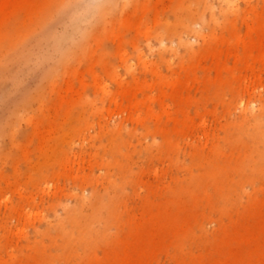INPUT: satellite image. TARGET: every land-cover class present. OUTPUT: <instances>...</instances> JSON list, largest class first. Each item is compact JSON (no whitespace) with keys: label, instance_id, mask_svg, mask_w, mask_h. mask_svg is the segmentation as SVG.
Returning a JSON list of instances; mask_svg holds the SVG:
<instances>
[{"label":"rangeland","instance_id":"rangeland-1","mask_svg":"<svg viewBox=\"0 0 264 264\" xmlns=\"http://www.w3.org/2000/svg\"><path fill=\"white\" fill-rule=\"evenodd\" d=\"M94 2L0 0V264H264V0Z\"/></svg>","mask_w":264,"mask_h":264},{"label":"bare ground","instance_id":"bare-ground-1","mask_svg":"<svg viewBox=\"0 0 264 264\" xmlns=\"http://www.w3.org/2000/svg\"><path fill=\"white\" fill-rule=\"evenodd\" d=\"M76 2H81L82 0H75ZM95 2V6H93V12H92V15H95L96 12L99 10L100 6L98 4V2H96V0H94ZM245 105V104H244ZM249 108V107H248ZM247 110V108H246ZM248 111V110H247ZM263 159H264V156H263Z\"/></svg>","mask_w":264,"mask_h":264}]
</instances>
